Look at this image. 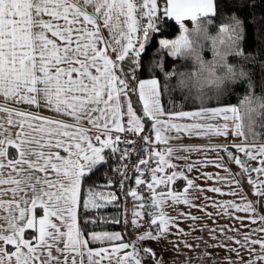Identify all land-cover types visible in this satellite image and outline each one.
Masks as SVG:
<instances>
[{
    "label": "snow or ice",
    "instance_id": "1",
    "mask_svg": "<svg viewBox=\"0 0 264 264\" xmlns=\"http://www.w3.org/2000/svg\"><path fill=\"white\" fill-rule=\"evenodd\" d=\"M243 7L0 0V264H165L150 242L264 264V12Z\"/></svg>",
    "mask_w": 264,
    "mask_h": 264
},
{
    "label": "crops",
    "instance_id": "2",
    "mask_svg": "<svg viewBox=\"0 0 264 264\" xmlns=\"http://www.w3.org/2000/svg\"><path fill=\"white\" fill-rule=\"evenodd\" d=\"M184 143H195V144H202L204 141L201 140V139H195V140H192V139H189V138H185ZM215 139H213V143H215ZM211 155V154H210ZM221 155H224L223 153H221ZM198 157L194 154L193 155V159H197ZM225 160L227 162V157H225ZM229 166L231 167L232 171L235 172L238 170V166H236L235 164H229ZM205 171H209V172H221V174H223V171L221 169H218V168H215L214 166H209L207 167L206 169H204ZM195 175V174H193ZM197 183L199 184H202L204 186H208V185H211V184H214L215 181H209L207 182V184H205V182L203 180H198ZM227 187L225 186L224 187V191L227 192ZM244 191L248 193V198L249 199H257V197H255L253 194H252V191H251V186L247 184V182L245 181V184H244ZM207 195L209 196H214L217 200H228V199H232L231 196L229 195H223L221 196L220 194H214V193H211V192H208ZM258 207V210L264 214V204H260V205H257ZM184 210H187V207L184 206ZM169 212H171L172 210L171 209H168ZM194 213L196 215H201V213H198V212H195V210H193ZM208 211H213V209L211 207L208 208ZM240 215H243L242 213H240ZM219 223L221 224H224V223H227L226 220H220L218 221ZM207 223L212 226V221L208 220ZM256 225H253V227H255ZM181 227H186V225L182 222L181 223ZM130 230H131V233L134 234V235H138L144 231H147L148 228H144V227H140V228H136V230H134V227L130 224ZM187 230V229H186ZM197 235L199 233H196ZM174 237H169V239H173ZM207 238V237H205ZM150 246L153 247V249L157 252V256H162L163 257V260L165 262V264H181V262L184 260V257L181 255L179 256L178 258L174 256L173 252L171 251H162L163 248L165 247H171L170 245H165L164 243H161L160 245H157L155 243H151L150 242ZM181 247H183L181 245ZM186 251V249H185ZM189 255H191V253H189Z\"/></svg>",
    "mask_w": 264,
    "mask_h": 264
},
{
    "label": "trees",
    "instance_id": "3",
    "mask_svg": "<svg viewBox=\"0 0 264 264\" xmlns=\"http://www.w3.org/2000/svg\"><path fill=\"white\" fill-rule=\"evenodd\" d=\"M254 5V6H253ZM262 12H264V3L261 2V0H244V7L241 11V15L242 16H249L250 13H255L257 16H259ZM258 28H261V32H260V36L259 39L261 41H264V22H260L257 24ZM248 41L246 44V50H250L253 47H256V41L252 39V26L248 25ZM175 34V33H174ZM205 58L206 59H211V53L210 52H206L205 54ZM235 62V61H232ZM174 63L181 65V69L180 70H184L183 69V62L182 61H175ZM251 65H245V69L247 70L248 68H250ZM256 71V75L257 77L259 76V71ZM237 92H239L241 95H243V88H237L236 89ZM259 92V89L257 90ZM233 103L237 102V98L236 97H232V101ZM109 214H116V210L109 208L106 210ZM129 219H131V217H129ZM108 230H114V231H122V232H126L127 235L129 237H133L134 238V234L131 233L130 230V224L125 227V225L120 224V225H110L108 226Z\"/></svg>",
    "mask_w": 264,
    "mask_h": 264
},
{
    "label": "built area",
    "instance_id": "4",
    "mask_svg": "<svg viewBox=\"0 0 264 264\" xmlns=\"http://www.w3.org/2000/svg\"><path fill=\"white\" fill-rule=\"evenodd\" d=\"M143 227H144V228H147V225H144Z\"/></svg>",
    "mask_w": 264,
    "mask_h": 264
},
{
    "label": "rangeland",
    "instance_id": "5",
    "mask_svg": "<svg viewBox=\"0 0 264 264\" xmlns=\"http://www.w3.org/2000/svg\"><path fill=\"white\" fill-rule=\"evenodd\" d=\"M189 27H191V25H189ZM134 230H136V228L134 227Z\"/></svg>",
    "mask_w": 264,
    "mask_h": 264
}]
</instances>
